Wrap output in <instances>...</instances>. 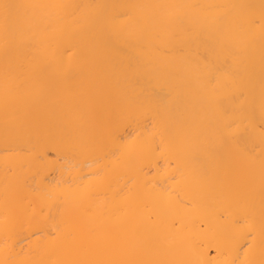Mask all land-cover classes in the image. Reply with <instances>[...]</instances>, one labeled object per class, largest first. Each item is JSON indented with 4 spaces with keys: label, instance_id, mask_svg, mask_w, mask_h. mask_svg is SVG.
<instances>
[{
    "label": "bare ground",
    "instance_id": "6f19581e",
    "mask_svg": "<svg viewBox=\"0 0 264 264\" xmlns=\"http://www.w3.org/2000/svg\"><path fill=\"white\" fill-rule=\"evenodd\" d=\"M0 264H264V0H0Z\"/></svg>",
    "mask_w": 264,
    "mask_h": 264
}]
</instances>
